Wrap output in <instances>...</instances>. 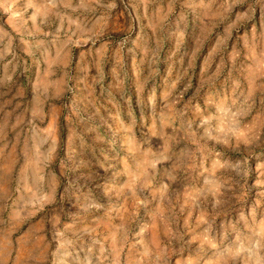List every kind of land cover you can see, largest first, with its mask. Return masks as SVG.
Wrapping results in <instances>:
<instances>
[{
    "label": "rangeland",
    "instance_id": "1",
    "mask_svg": "<svg viewBox=\"0 0 264 264\" xmlns=\"http://www.w3.org/2000/svg\"><path fill=\"white\" fill-rule=\"evenodd\" d=\"M0 264H264V0H0Z\"/></svg>",
    "mask_w": 264,
    "mask_h": 264
}]
</instances>
